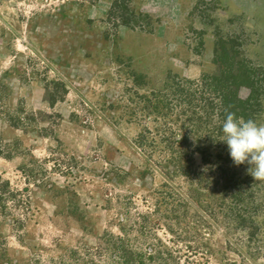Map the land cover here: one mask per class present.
Returning <instances> with one entry per match:
<instances>
[{"label": "rangeland", "instance_id": "1", "mask_svg": "<svg viewBox=\"0 0 264 264\" xmlns=\"http://www.w3.org/2000/svg\"><path fill=\"white\" fill-rule=\"evenodd\" d=\"M227 65L264 123V0H0V264H103L108 234L264 264V180L198 86Z\"/></svg>", "mask_w": 264, "mask_h": 264}, {"label": "trees", "instance_id": "2", "mask_svg": "<svg viewBox=\"0 0 264 264\" xmlns=\"http://www.w3.org/2000/svg\"><path fill=\"white\" fill-rule=\"evenodd\" d=\"M222 56L225 55L224 46H221ZM226 71L213 76L201 78L199 87L202 89L201 96H205V90H210L218 102V117L219 120L225 121L227 112H234L243 117H248L245 113L244 103H240L235 97V87L246 85L250 77L246 76L247 71L238 70L235 72L231 66L226 67ZM237 73V74H236ZM247 79V80H246ZM191 81L179 80L172 82L167 89L169 94L173 96L188 94ZM197 86V88H199ZM101 242V247H98L100 253L105 255L103 264H173L171 259L164 258L170 255L168 248L161 245L159 248H152L149 252H141L131 247L128 240L111 234L106 235V238ZM99 264V263H98Z\"/></svg>", "mask_w": 264, "mask_h": 264}, {"label": "clouds", "instance_id": "3", "mask_svg": "<svg viewBox=\"0 0 264 264\" xmlns=\"http://www.w3.org/2000/svg\"><path fill=\"white\" fill-rule=\"evenodd\" d=\"M222 132L221 141L226 142L234 164L239 166L247 162L248 171L255 180H264V123L227 112Z\"/></svg>", "mask_w": 264, "mask_h": 264}]
</instances>
